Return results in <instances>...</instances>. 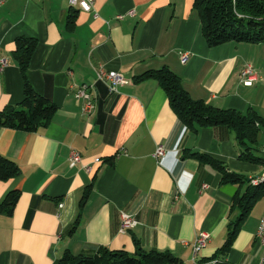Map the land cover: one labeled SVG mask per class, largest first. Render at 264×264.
Wrapping results in <instances>:
<instances>
[{"label":"crops","instance_id":"obj_1","mask_svg":"<svg viewBox=\"0 0 264 264\" xmlns=\"http://www.w3.org/2000/svg\"><path fill=\"white\" fill-rule=\"evenodd\" d=\"M194 3L96 0L92 11H84L69 0H0V63L6 60L0 67V110L24 98L25 78L15 57L19 36L38 40L28 80L58 106L50 124L36 131L0 125V153L21 169L16 177L0 179V202L9 191H20L14 211L0 212V264H58L66 249L133 253L136 239L147 250H170L186 264L211 259L217 260L212 264H261L264 246L257 230L264 194L230 248H221L230 223L241 214L233 197L264 185L252 182L263 175L264 162L244 158L228 126L184 124L155 78L135 80L150 69L168 67L182 77L193 98L264 116V42L210 46ZM71 13L76 16L70 25ZM248 64L257 72L252 85L240 81ZM101 67L123 73L128 82L110 91L109 82L97 81ZM83 83L94 84L91 113L76 96ZM159 145L166 153L157 158ZM250 145L263 157L264 128ZM72 149L92 166L90 171L71 166ZM190 150L222 161L244 181L223 182L220 170L186 155ZM124 212L138 220L125 231ZM202 234L208 236L206 246L195 253L193 242Z\"/></svg>","mask_w":264,"mask_h":264},{"label":"trees","instance_id":"obj_2","mask_svg":"<svg viewBox=\"0 0 264 264\" xmlns=\"http://www.w3.org/2000/svg\"><path fill=\"white\" fill-rule=\"evenodd\" d=\"M203 24V33L210 46L227 42H264V0H195ZM75 14L71 13L69 24L74 23ZM35 37L19 36L16 39L15 57L25 78L24 98L20 103L8 104L0 110V125L24 131H36L47 127L58 106L50 98L38 93L28 80V69L32 56L37 48ZM155 78L168 94L171 107L184 124L192 128L225 125L235 131L236 138L242 147L244 158H254L264 162L263 157L256 156L257 147L250 145L256 142L261 128H264V116L256 110L244 113L234 108H222L202 99H195L185 88L182 77L168 67L150 69L136 75L135 80ZM259 123V124H258ZM186 155L210 163L222 172V181L239 183L244 176L230 171L222 161L201 151H186ZM110 161L111 159H107ZM21 173L19 165L0 153V179L7 180ZM264 183V182H263ZM263 186V187H262ZM250 186L243 194L237 193L233 203L241 207L239 217L230 223L228 237L222 246L230 248L242 221L251 211L255 202L264 194V185ZM94 183L86 186L80 200V212L71 228L74 233L81 220V210L87 203ZM20 197L19 190H11L0 202V212L12 213ZM135 252L125 249L111 250L100 248L92 254H74L66 249L58 264H186L170 250L145 249L138 239L135 240Z\"/></svg>","mask_w":264,"mask_h":264},{"label":"built area","instance_id":"obj_3","mask_svg":"<svg viewBox=\"0 0 264 264\" xmlns=\"http://www.w3.org/2000/svg\"><path fill=\"white\" fill-rule=\"evenodd\" d=\"M96 0H69V4L72 7H79L80 9L84 11H92L94 9V4ZM119 18H122L123 15H118ZM188 57V53L182 54V61L185 62ZM6 64V60L2 59L0 63L1 69ZM257 79V72L254 69V67L251 64H248L244 67V69L240 73V81L244 83L245 85H252ZM107 81L110 85V91L114 92L117 91V87L119 85H122L124 83H127L128 80L123 75V73L116 71V70H107L104 67H101L97 70V81ZM94 87V84L89 83H83L78 86L76 89V96L79 99L83 100V110L87 113H91L95 108V103L92 97L91 89ZM166 153V149L163 145H159L155 151V156L157 158L163 156ZM263 153V159H264V146L262 148ZM70 164L71 166H76L78 164H81L83 168L90 171L92 166L88 163L83 162V157L81 153L76 150L72 149L70 153ZM96 162H100L101 158L97 157ZM253 184H259L261 182H264V173L263 175L258 178L254 179ZM204 186H207L206 184ZM64 203H60V207H63ZM138 223V220L130 213L124 212L122 213V230L125 231L129 228L134 227ZM257 239L259 240L260 244L264 246V213L260 219V224L257 230ZM208 240L207 235H199L195 241L193 242V249L194 252L197 253L201 248L206 246ZM214 262H217L216 259H211L208 264H212ZM261 264H264V257L261 260Z\"/></svg>","mask_w":264,"mask_h":264},{"label":"rangeland","instance_id":"obj_4","mask_svg":"<svg viewBox=\"0 0 264 264\" xmlns=\"http://www.w3.org/2000/svg\"><path fill=\"white\" fill-rule=\"evenodd\" d=\"M263 46L262 47H264V44H262Z\"/></svg>","mask_w":264,"mask_h":264}]
</instances>
